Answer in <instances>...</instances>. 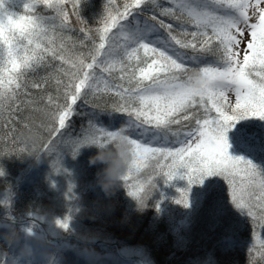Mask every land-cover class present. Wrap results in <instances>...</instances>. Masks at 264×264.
<instances>
[{
	"label": "snow or ice",
	"instance_id": "obj_1",
	"mask_svg": "<svg viewBox=\"0 0 264 264\" xmlns=\"http://www.w3.org/2000/svg\"><path fill=\"white\" fill-rule=\"evenodd\" d=\"M81 3L27 0L23 14L0 15V117L11 116L20 104L43 112L48 135L41 146L54 152L57 137L72 126L77 102L89 103L103 82V90L118 98L111 110L127 117L118 129L131 146L129 169L121 177L130 197L143 203L155 187L140 179L145 169L165 184L180 178L199 185L218 176L235 208L264 230V170L230 156L227 141L237 123L264 122V0H107L95 29L81 18ZM141 15L148 17L142 24ZM72 18L92 39L86 52L64 37L65 30H74ZM42 69L45 75H39ZM114 72L120 74L115 85L103 75ZM52 80L56 94L39 107L28 90H43ZM116 130L89 121L61 143L75 157L89 144L107 145ZM169 134L174 147L167 146ZM159 138L165 143L157 146ZM175 202L187 207L188 192L181 191ZM57 224L68 227L67 220Z\"/></svg>",
	"mask_w": 264,
	"mask_h": 264
},
{
	"label": "trees",
	"instance_id": "obj_2",
	"mask_svg": "<svg viewBox=\"0 0 264 264\" xmlns=\"http://www.w3.org/2000/svg\"><path fill=\"white\" fill-rule=\"evenodd\" d=\"M26 2L27 0H2L3 7L0 8V15L7 14L13 17L21 15L24 13L23 6ZM122 2L123 0H117L118 4ZM159 2L165 4L166 0H159ZM106 3L107 0H82L80 16L89 27L95 29L100 26ZM41 12L44 15H51L47 10L41 9ZM147 18L146 15H141L139 17L141 24ZM72 19L74 30H65L64 37L70 36L69 44L75 42L79 50L86 52L91 47L92 39L85 38L78 30L75 18ZM166 22L170 21L166 20ZM94 35L93 33V37ZM160 35H164L163 32ZM150 38L155 39V34ZM81 40L87 47L80 45ZM211 59V57L208 58L209 61ZM46 71L42 69L39 75H45ZM103 75L113 85L120 83L119 72H114L112 76ZM100 89L95 95H89V103L83 100L77 102L76 115L71 120L72 126L62 136L57 137L58 147L54 152H50V155H44L45 162L33 170L35 171L33 176L28 171H30L29 168L34 167L31 165L36 159L23 155L32 148V140L29 137H33L36 138V151L40 157L42 156L45 149L41 145L48 135L43 127L48 123L46 116L41 111H34L32 106L20 104L19 109L11 116L6 112L0 117V193L9 192L8 190L12 189V192H9L11 194L6 210H0L1 213H5V217L3 216L5 221L0 223L6 222L5 226H0V234L12 227L19 235L18 242L11 246L0 239V264H17L20 257H24L21 260L28 264L30 256L23 254L24 249L40 251L38 253H41L42 259L36 260V264H50V260H54V264H59L56 260L62 259L60 255L66 258V253H70L67 249L60 247L62 240L66 242L65 239L49 238L50 241H47L29 231L27 220L29 218L35 220L38 217L35 210L47 200L42 196L45 201L36 199L35 204L38 207H33L31 204L34 200H31V196L27 193L29 188L32 191L41 186L37 170L47 166L51 160H60L61 155H72L70 146L66 147L61 143L62 140H68L70 137L74 139L88 127L89 121L110 131L118 129L125 122L126 116L111 110L118 98L112 92L103 90V82L100 84ZM28 91L38 101V106L42 107L46 104L47 95L55 96L56 94L55 80L45 85L43 90L29 88ZM24 99V96L20 97V100ZM174 139L169 134L167 146H176L171 143ZM227 140L234 148L242 142L246 145H260L258 149L260 155L255 159L251 158V162L264 170V122L257 119L241 121L227 133ZM156 143L159 146L165 141L159 138ZM21 149L24 150L21 151ZM80 151L82 153L78 158L87 164H89V158L96 154L94 147L85 146ZM89 167L92 174L88 172V175L96 183V173L103 165H89ZM150 172L151 169H145L140 175L142 181L151 180L155 185L154 188H149V198L144 206H140L128 195L129 189L121 182L122 186L106 198L102 211H94L96 201L89 202L83 210L68 208L64 212L61 211L62 218L70 221L69 216H75L76 221L81 219L91 224L98 223V225L111 221L114 224L111 229L117 236L113 241L120 245L126 243L142 245L147 250L152 264H264V250H260L258 242V237L261 238V236L258 232L254 233V226L249 217L232 204L227 185L221 177L212 176L206 181L204 179L199 185L187 184V187L199 190L200 193L197 197H188L190 199L188 206L184 207L176 203L177 200L170 195L171 191L179 190L176 181L171 180L165 184L164 177L149 175ZM38 174L40 175L41 171ZM17 177H20V181L14 185ZM93 186L92 183L85 186L87 195L101 200L105 194L102 192L101 197L96 196L97 192L91 191ZM193 194H196L194 190ZM86 199L89 198L83 193L81 197H77L76 202L79 200H81L80 203L86 202ZM257 229L261 230L258 227ZM249 240L253 243L250 244ZM69 261L85 263V261H78V258L71 254H69ZM95 263L111 264L104 257L99 258Z\"/></svg>",
	"mask_w": 264,
	"mask_h": 264
},
{
	"label": "rangeland",
	"instance_id": "obj_3",
	"mask_svg": "<svg viewBox=\"0 0 264 264\" xmlns=\"http://www.w3.org/2000/svg\"><path fill=\"white\" fill-rule=\"evenodd\" d=\"M259 147L260 145H246L242 142L237 145V148H234L229 143L228 154L233 157H241L251 161V158L255 159V157L260 155V150H258ZM238 148L240 150H237ZM81 149L82 148L79 149L75 157L66 154L61 155L60 160H51L47 166H42L36 171L37 175L40 177L41 186L32 191L29 188L27 194L31 196V200H34L31 206L38 207L35 204L36 199H40L41 201H45L46 199L47 201L35 210L38 213V217H36L35 220L32 218L27 220L26 224L29 226V231L47 241H50L49 238H61L66 240V242L62 240L63 243L60 247L62 249H67L70 253L66 251V258L64 255H60L62 259L56 260L59 264H96L95 262H98L99 258L102 257L108 259L111 264H152L147 254V250H145V247L142 245L140 246L136 243L120 245L113 241L117 236L111 229L114 225L111 221L107 223L103 222L102 225H98V223L91 224L81 219L76 221L75 216H69L70 221H67L68 227L66 230L58 226L57 221H65L64 218H62L63 214L61 211L64 212L68 208L83 210L86 207V204L89 202L94 203L96 201L94 211L100 212L106 204V198H108V196L105 195L101 200H96V197H89V195H87V190L84 188H86V185H90V183L94 185L91 191L93 192L95 190L97 192L96 196L101 197L103 193L94 182V179L88 175V172L92 174L89 164L81 158H78L82 153V151H80ZM47 154L50 155L51 153L43 150L42 156L32 163L31 166L34 167L29 168L30 171H28L31 172L32 176L33 172H35L33 170L45 162L44 155L47 156ZM42 168L43 170H41ZM39 171H41L40 175L38 174ZM184 171L185 170L183 169L179 170L178 176L183 175ZM29 177L31 176L29 175ZM207 178L210 177H206L205 181ZM173 180L176 181V186L179 188V191H171V194L169 191L168 193L174 196L176 200L180 198L181 191H187L188 197H197L200 193L199 190L187 187V184L189 183L185 179L176 178ZM19 181L20 177H17L14 185ZM192 189L195 191V195L193 194ZM8 191L12 192V189H9ZM9 192L3 191V193H0V202L7 200L5 204L0 203L1 211L2 209L6 210V206H8L7 203H9L8 199L11 194ZM83 193L89 199H86V202L82 201V203H80L81 200L76 202L77 197H81ZM42 196L45 197V199ZM76 204L79 205L76 206ZM3 216L5 217V213L0 212L1 222L5 221ZM5 223H0V226H5ZM255 232H258L261 236V238L258 237V242L260 250L263 251L264 230H258L257 227L254 226V233ZM249 242L250 244L253 243L251 240H249ZM84 249H89L90 251H84ZM38 252L40 251L24 249L23 254H29L30 256V258H28V264H36V260L40 261L42 259L41 253ZM69 254L78 258V261H85V263L70 262ZM18 259L20 261L17 262V264H25L23 260H21L24 259V257Z\"/></svg>",
	"mask_w": 264,
	"mask_h": 264
},
{
	"label": "clouds",
	"instance_id": "obj_4",
	"mask_svg": "<svg viewBox=\"0 0 264 264\" xmlns=\"http://www.w3.org/2000/svg\"><path fill=\"white\" fill-rule=\"evenodd\" d=\"M189 77L193 85H195L198 79L197 74L192 72L189 74ZM29 139L32 140V148L26 151L23 156L39 159L40 154L36 151L35 147L36 138L29 137ZM87 147H94L96 149V154L89 158V165H103L96 173V184L106 196H110L118 187L122 186L121 177L127 173L132 159L131 146L125 134L120 129H117L114 137L107 145L92 143L87 145ZM5 202L7 200L0 203L5 204ZM145 202L138 204L144 206ZM0 239L11 246L18 242L19 235L14 228L10 227L6 232L0 234ZM84 251L90 250L84 249ZM50 264H54V260H50Z\"/></svg>",
	"mask_w": 264,
	"mask_h": 264
}]
</instances>
